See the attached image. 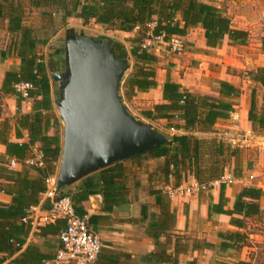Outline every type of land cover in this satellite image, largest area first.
Wrapping results in <instances>:
<instances>
[{
  "label": "trees",
  "instance_id": "1",
  "mask_svg": "<svg viewBox=\"0 0 264 264\" xmlns=\"http://www.w3.org/2000/svg\"><path fill=\"white\" fill-rule=\"evenodd\" d=\"M71 0V9L64 3L63 18L75 17L82 25L89 26L92 22L107 30L131 33L138 29L135 38L130 40L132 48L128 52L125 46L112 42L114 57L122 60H132L131 72L124 80L123 94L132 99L137 93H146L156 87V72L154 65L157 58L153 53H146L141 49L148 26L154 24L153 34L164 33L166 38L172 36L185 37L193 29H201L207 48H219L225 38L233 43H245L247 33L232 27L231 21L222 14L221 10L209 4V0ZM68 5V4H67ZM65 25V24H63ZM9 31L19 35L10 46L14 56L20 60L18 72H7L2 84L4 96H16L13 87L20 83L32 86L27 99L35 100V115L24 116L20 121L23 128L29 132L28 144H6L7 153L17 160L26 157L29 147L38 145L43 155L42 167H29L27 171L14 172L0 166V179L8 184L0 183V192L10 194L12 202L9 205L0 203V264H54L56 253L60 246L56 245L54 237L64 229L65 222L57 220L38 229L36 237L42 239L45 251L36 244H26L31 230L29 224L23 223L28 217V211L39 203V195L47 193L49 177L54 174L55 166L62 154L60 138L57 134L47 135L50 118L46 116L52 110L51 84L52 76L64 70V50L58 55L46 59L37 52L38 42L32 33L23 28L19 20L9 24ZM77 34L73 29L65 31V39L72 40ZM78 36H83L81 33ZM264 51V40L262 42ZM252 83L264 88V68L250 71L248 74ZM219 98L200 96L184 92L179 84L171 82L169 78L163 85L162 103L154 105L151 110L142 112V117L149 122L165 121L168 129L177 132L168 139V143L146 153L133 157L163 159L161 173L166 181H171L172 189L177 188L181 181L189 176L199 185L207 188L217 182L225 171V144L215 138L199 139L195 135L208 133L219 120H226L234 112V102L240 96V90L226 82H217ZM252 131L264 128V95L262 105L257 106L255 90L250 95L247 116ZM229 149V148H227ZM116 164L114 168L119 167ZM28 171H34L36 178L29 180ZM111 168L100 171L101 176L95 179L87 177L82 180V187L76 194L69 191L55 192L53 200L69 197L73 203L75 213L84 217L86 214L82 204L91 196L103 195L104 203L111 207L126 203L128 191L121 184L122 172L111 174ZM225 187L220 186L219 201L209 206V213L230 217V224L237 229H244L246 219L261 214L260 199L262 191L254 187H243L236 195L231 210H225ZM155 205L159 207V214H149L148 206L142 205L140 215L142 221L148 220L145 234L152 239L156 251L146 256L153 264H178V255L188 249V239L185 236L171 234L175 216L170 212L167 192L151 190ZM44 203L45 210H49L52 201ZM238 217V218H235ZM93 218L88 219L92 220ZM219 250L240 251L247 240L239 232L219 233ZM164 239L161 241V239ZM175 240L174 250L169 254L171 240ZM195 249V248H194ZM99 257V256H98ZM188 264H196L194 261ZM222 264V263H219ZM237 264H249L238 262Z\"/></svg>",
  "mask_w": 264,
  "mask_h": 264
},
{
  "label": "crops",
  "instance_id": "2",
  "mask_svg": "<svg viewBox=\"0 0 264 264\" xmlns=\"http://www.w3.org/2000/svg\"><path fill=\"white\" fill-rule=\"evenodd\" d=\"M70 1L0 0V166L11 171H27L29 167H33L26 164L27 160L32 158L33 150L41 151L38 145L31 146L25 159L21 161L7 153L6 144H28L29 132L27 128H23L20 125V121L24 116L31 117L37 112L43 115L44 113L38 109L35 110V100L40 101V98L35 100L22 99L19 101L18 97L4 96L1 91L5 74L10 71L18 72L20 69V60L14 56L12 50L10 51L11 44H13L15 39L19 38V35L9 31V24L17 18L20 25L29 30L32 33V37L38 42L37 52L40 55V50L44 49L47 43L41 40V32L38 29H45L46 22L47 30L49 28L51 30L54 29V26L50 23L53 21L50 15L60 16L62 13L61 27L58 26L63 30L64 37L66 30L73 29L76 33L75 28L79 29L83 26L81 20L75 17L63 18L62 7L65 3L66 6L64 7L71 9ZM80 1L86 2L85 0ZM209 4L220 9L222 14L231 21L233 28L247 33L245 43H233L225 38L219 48H207L203 31L199 28L191 30L183 37L185 41L183 53L170 55L165 47H160L154 51V55L157 58V63L154 65L156 87L146 93H137L132 100L137 101L136 107H144L141 112L151 110L154 105L163 102V85L168 78L171 82L179 84L184 92L200 96L219 98L217 82H226L240 90V96L233 99L235 104L234 112L229 115V118L219 120L210 132L199 133L195 136L199 139L218 138L222 139L223 143L229 141L233 145L237 142L240 146H236L241 150L248 149L252 154V159L249 162H244L241 167L242 170L235 172V177L233 176L235 183L233 185L224 186V196L227 201L225 210L232 209L235 197L243 187H254L260 189L263 193L259 202L261 214L257 217L246 219L244 229L233 227L230 224V217L210 214L209 206L218 203L220 194V186L213 185L207 191L193 192L192 194L170 200V212L175 216L171 234L185 236L188 239V249L185 253L178 255V264H188L192 261L196 264H237L238 262L254 264L255 259L253 256L248 257L247 252L251 254V252L253 253L257 250V246L253 244V241L257 242L258 236L254 234L247 235L246 231L249 230L247 226L253 222L256 223L257 227H260V230H264V128L252 131V126L248 122L247 116L252 91L256 89L264 95V88L248 79L246 81L240 75H235V71L243 69L242 62L246 64L248 58L252 65L249 71L264 68V51L262 50V42L264 40V0H209ZM26 19H30V21H26ZM91 24L99 31L104 32L105 37H108L100 39L118 41L125 46L127 51L126 40L129 41L128 39L135 38L138 32V29L131 33L117 32L107 30L102 26L95 25L93 22ZM249 91L250 95L247 94ZM55 99L51 85L52 110L45 113L51 120L47 135L57 134L60 138L57 128L60 116L59 119L54 116L55 102L58 100ZM127 111L138 121L143 122L146 120L142 117V113L138 115L132 108H128ZM138 117L143 118V120ZM61 139L63 137L60 138L62 148L63 140ZM12 162L15 163L14 168L10 167ZM117 164H120L117 168L118 171L120 169L123 174V179H120V182L125 185L128 191L126 203L119 206L106 207L103 195L100 194L89 197L82 204L85 216L88 219L93 218L88 223L90 229L99 236L102 242L101 253L94 264H153L146 259V256L154 253L156 246L154 241L145 234L148 220L142 221L140 209L142 205H147L149 214H159V207L155 205L154 197L150 196L149 192L151 190L166 192L173 183L170 180L166 181L161 173L163 159L130 158ZM115 165L108 167L111 168V174L117 173L116 167L114 168ZM54 166V174L46 181L47 183L50 180L47 183V193L39 195L40 201L38 205L32 206L28 211V217L22 221L31 226L26 244L22 250L29 244H36L42 251H45L43 247L44 241L37 238L36 234L40 227L45 226L39 223L38 220L47 211L44 208L45 201L48 200L50 202L51 200L47 196L49 189L52 188L51 180L55 182V192H59L56 187L60 159ZM228 167L225 165V176H229ZM100 176L99 171L88 177L96 181ZM129 177L135 178L128 181ZM34 178H36L34 171H28V179ZM189 180L194 182L191 177ZM81 182L82 180L60 191L68 190L72 196L82 187ZM0 183L8 184L7 181L1 179ZM11 202L12 196L10 194L0 192L1 204L9 205ZM235 218L238 217L235 216ZM24 220L26 221L24 222ZM226 232H239L249 237L251 241L248 242L252 246H244L240 251L228 250L221 252L218 247L220 241L217 236L219 233ZM54 240L56 245L61 248L58 236L54 237ZM162 240L164 239L162 238ZM174 245L175 240L172 239L169 245V254L173 253ZM167 264H171V262Z\"/></svg>",
  "mask_w": 264,
  "mask_h": 264
},
{
  "label": "water",
  "instance_id": "3",
  "mask_svg": "<svg viewBox=\"0 0 264 264\" xmlns=\"http://www.w3.org/2000/svg\"><path fill=\"white\" fill-rule=\"evenodd\" d=\"M112 42L78 35L66 40L64 70L52 76L63 123L57 191L168 143L125 108L120 89L131 63L114 57Z\"/></svg>",
  "mask_w": 264,
  "mask_h": 264
},
{
  "label": "built area",
  "instance_id": "4",
  "mask_svg": "<svg viewBox=\"0 0 264 264\" xmlns=\"http://www.w3.org/2000/svg\"><path fill=\"white\" fill-rule=\"evenodd\" d=\"M154 24L148 26L145 39L141 45V49L146 53H153L160 47L168 49L169 53L181 54L185 50V41L181 37L172 36L166 38L164 33L159 35L153 34ZM17 96L26 100L32 86L26 83H20L13 87ZM33 157L27 160L28 166L42 167L43 155L38 150H33ZM11 168L15 167V163L10 164ZM252 179V178H250ZM50 181V180H49ZM49 181L47 183H49ZM52 188L49 189L47 196L51 200L55 197L54 180ZM235 183V180L230 176L223 175L217 182L212 183L209 188L204 185H199L196 181L189 185H179L177 188L168 189L167 196L169 200L177 197H183L201 191L209 190L213 185L230 186ZM62 220L65 222L64 229L59 233L58 240L61 244V249L58 251L54 264H94L101 253L102 242L99 236L94 233L89 225L86 216L80 217L75 213L71 200L67 197L52 201L51 208L46 211L38 221L43 225H48ZM26 220H24L25 222Z\"/></svg>",
  "mask_w": 264,
  "mask_h": 264
},
{
  "label": "rangeland",
  "instance_id": "5",
  "mask_svg": "<svg viewBox=\"0 0 264 264\" xmlns=\"http://www.w3.org/2000/svg\"><path fill=\"white\" fill-rule=\"evenodd\" d=\"M61 16H62V13L60 14V16L50 15V18L53 20L50 22L52 24V26H54L53 30H51L50 28L48 30L46 29L47 22L45 24L46 31H44L45 30L44 28L38 29V31L41 32V35H40V37L42 38L41 40L47 43L46 47L44 49H41L39 53H40V55L45 56L47 60L50 59L51 56L57 55V53L60 50H64V45H65L66 39L64 37L63 30H61L59 28V26L61 27V25H60L61 20H62ZM27 20L30 21V19H26V21ZM75 30H76V33L78 35L81 33L85 37L108 38V37H105L104 32L99 31V29L95 28V26L93 24H90L89 26H85V27L81 26L79 29L75 28ZM132 39H128L129 41L126 40V46L128 48V51H130V48L132 46L130 43V40H132ZM170 55H176V54L170 53ZM129 60L131 61V66H132V60L131 59H129ZM247 60L248 61L246 62V64H245V62H242L243 69H240L239 71H235V75H237V76L240 75V77L245 79L246 81H247V79L249 80L248 74L250 72L249 70L252 67V65L250 63V59L248 58ZM130 72H131V70L125 74V76L123 77L124 80ZM123 79L121 82V89H120V96H121L122 102H123L126 109L132 108V109H134L136 114L141 115V113L143 112V111L141 112V110L144 109V107H142V108L136 107V104H137L136 100H132L133 98L129 100L126 97H124V94H123V81L124 80ZM51 85H52V90L54 92L55 98L58 99L57 84L52 81ZM247 94L250 95V91L247 92ZM262 96H263L262 93L255 89L256 102H257V106L259 108L262 105V100H261ZM134 102H136V103H134ZM54 116H56L59 119V113L55 109V107H54ZM139 119L143 120V118H139ZM143 122L150 124L153 127V129L160 132L162 135H164L166 137H170L171 135H174L177 133L175 131L168 129V123L165 121H161V122L158 121V122L153 123V122H148V121L144 120ZM59 124H60V126H59ZM57 128L59 131L60 138H62L63 137L62 136V134H63V123L60 119H59V123H58ZM257 133H258V131H257ZM259 134H260V131H259ZM215 139H218V138H215ZM61 140H63V139H61ZM217 141L221 142L222 139H218ZM227 142H224V144L226 146L224 155L227 157L226 166H229L228 167V171L230 172L229 176L233 179V176L235 177V174H236L235 172L240 171L241 167L244 165V162H249L252 159V154L248 151V149L247 150H244V149L241 150L239 147H237L236 145L240 146V144L237 142L235 145H233L232 143H229V141H227ZM227 148H229V149H227ZM142 168H143V166H142ZM245 177H246V175H245ZM129 178L130 179H128V181H130L132 178H135V177H129ZM189 179H190V177L188 176L186 178V180L181 181L179 184L180 185L181 184L189 185L192 183V181ZM247 227H249V230L245 229V230H247L246 231L247 235L254 234V235L258 236L257 242L253 241V244H256V246H257V250L253 253L251 252V254H249V252L246 251L247 255H248V257L253 256V258L255 259L254 264H264V230L263 231L260 230V227H257L255 222L251 223ZM246 238H247V240H246L244 246L245 247H247L248 245L252 246L249 243L251 241V239L249 237H246ZM253 240H255V239H253Z\"/></svg>",
  "mask_w": 264,
  "mask_h": 264
},
{
  "label": "flooded vegetation",
  "instance_id": "6",
  "mask_svg": "<svg viewBox=\"0 0 264 264\" xmlns=\"http://www.w3.org/2000/svg\"><path fill=\"white\" fill-rule=\"evenodd\" d=\"M62 72V71H61Z\"/></svg>",
  "mask_w": 264,
  "mask_h": 264
}]
</instances>
